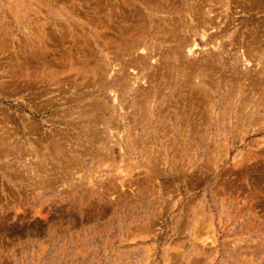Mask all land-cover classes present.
Returning a JSON list of instances; mask_svg holds the SVG:
<instances>
[{"label":"rangeland","instance_id":"obj_1","mask_svg":"<svg viewBox=\"0 0 264 264\" xmlns=\"http://www.w3.org/2000/svg\"><path fill=\"white\" fill-rule=\"evenodd\" d=\"M222 1L0 0V264H264V88L220 89L238 42L225 66L195 48L213 62L206 95L188 91V56L170 54L186 14L217 16ZM229 1L239 45L264 41V0ZM151 36L153 127L127 109L121 151L84 143L112 113L108 62L132 77V46Z\"/></svg>","mask_w":264,"mask_h":264},{"label":"bare ground","instance_id":"obj_2","mask_svg":"<svg viewBox=\"0 0 264 264\" xmlns=\"http://www.w3.org/2000/svg\"><path fill=\"white\" fill-rule=\"evenodd\" d=\"M230 2L231 1H229V0H223L221 2L220 6H221L222 10H221V12L217 13V16H216V13H215L214 16H211V15H213L212 9H207L206 11L203 10V11H201V13H197V11H196L197 14H195V12H193L191 10V13L189 12L190 14H188V15L186 14V16L189 18L188 19V23H189V21L191 23V24L187 23L188 24V27H187V29H188V31H187L188 32V40L182 41V39H183L182 38L180 40L181 42H178V39H176L177 40L176 42H178V44L176 42H174L176 44L175 49H172L174 47L173 45L170 46V49H172L171 52H170L171 56H174V57L177 56L180 59L181 58H185V57L188 56V62H190L189 63L190 65H188V68L191 67L190 71H188V80H187L188 91L193 90V91H196V92L198 91L200 94L201 93L204 94V95L207 94V90L205 89V87H207L205 77L208 76L207 70L209 69L208 68L209 67V64H208L209 61L206 62L207 64H205V65L203 63L199 64L198 63V59L200 58V56H199L200 53L198 54V52H201L202 50L201 51L197 50L198 51L197 52L195 50V48L197 49L198 46L202 45V47L205 48V50H203V51L206 52V53H209V58H212L213 62L216 63V62L222 61L220 59V57L225 52L224 51L225 47L228 46L226 44H230V45L233 46L237 42H238L237 43L238 44L237 45L238 46V50H237L236 56L234 55V57L231 60L228 59V58H225L229 62V67L227 69H229L230 72H231L230 79H225L223 81V83L220 85V87H221L220 89H223V91H226L227 89L230 90V91L232 90V92L235 93V96H239V95L243 94L245 89H246V87H244V83H245L246 80H247V83L250 82V81H255L254 83H258L259 85L262 84V86L264 88V82H258L259 80L264 81V51H263V48H264L263 43H264V41L263 40L254 39L253 42L250 43L251 44L249 46L250 49L246 50V53L244 51H240L241 47H243L241 45H243V44H244V47H246V48H244V47L243 48L244 49H248L249 47L245 46V45L247 43H249L251 40L246 42V43H244L245 42L244 41L243 44L239 45V42H241V41H239L240 38L238 40L237 37H234V32L235 31L234 32L230 31V27L228 26L229 25L228 22H229L231 17H229L228 11H227V9H229L231 7L230 6L231 5ZM211 12H212V14H211ZM219 16H220V18H219ZM218 19H220V20H218ZM223 19H224V21H223ZM233 20H231V21H233ZM193 21H194V23H192ZM234 21H236V19ZM233 23L234 22H231L232 25H233ZM238 23H241V22H238ZM182 27L185 28L184 26H182ZM234 27H235V25H233L231 28H234ZM210 29H211V32H210ZM208 30H209V32L207 33ZM258 34H259V32H258ZM256 35H257V33H256ZM259 37H261V36H259ZM235 38H236V40H235ZM184 39H186V38H184ZM159 43L152 36L149 39L147 37V40L144 37H141L140 40H137L136 44L134 43V45L132 46L133 55L135 56L136 54H134V53L139 50L137 52V55H136L135 64L141 69V71L134 72V74L132 73L133 75H130L132 77L126 76L125 78L122 79L121 78L122 76L120 77L119 68L115 69L116 65H112L113 64L112 62H108L110 64V68L107 71L109 77H108V79L105 82L107 87L105 89L103 88L104 89L103 90V94H104L105 97H109L112 102L109 105L108 104L106 105L105 104L106 102L103 100V98H102V100H103V103H104L106 109L108 110L107 112L112 110V113H111V116L107 120L106 119H101V123L103 124V126H102V128L99 127L101 129L100 130L98 129L99 131L95 132L93 137H91L90 135L92 133H94V132L91 131V133H90V132L87 131V136L84 139V143H90V145H93L94 143H96V145H98V147H99L98 148L99 150H101V149L102 150H110L111 152L114 150L115 146L117 145L118 149L121 151L122 144H123L121 142V139H122L123 135L120 136L121 132L119 133L118 127L121 125L120 123H122L123 127L125 128L126 113H124L122 111H125L127 109H132V115L137 113L140 116V119H138V117H137V120L139 121V124H141L142 121H145L143 124H146L148 122V127L147 126L145 127V129L147 128L146 130H148V129L150 130L153 127L152 126L151 117L153 115H155L154 114L155 108H157V106H160L159 105L160 98L158 97V95L161 94L160 92L162 91L161 90L162 88L160 89V87H159L160 91L159 90L157 91L154 86H151L152 82H149V84L147 83L145 85L144 83L148 82V81L144 80L146 75H145V73L143 71H145V69L147 68L146 66H149V63L151 64V62L149 60L153 59V56L156 55V50H158V44ZM179 43H180V45H179ZM160 45H161V43H160ZM206 45H210V47L209 46L205 47ZM168 48H169V46H168ZM257 48H258V50L255 51V49H257ZM139 52L142 53V54H139ZM211 53H212V55H211ZM197 54H198V56H196ZM202 56L205 57L203 54H202ZM104 57L107 58V56H104ZM205 59H207V57H205ZM222 59H224L223 56H222ZM153 60L156 62L155 58ZM223 61L221 62V64H222V66H225V64L228 63V62L223 63ZM132 62H134V61H132ZM211 62H212V60H210L209 63H211ZM238 63H239V65H238ZM236 64L238 65V67H237ZM251 66H253V68L255 66V68H254V76L253 77H252V75H248V73L251 72L250 71V67ZM124 68H125V66H124ZM123 69H122V74H123L124 71H126V70L123 71ZM175 70H176V68H175ZM175 72H176L175 75H176L177 79H178V77L184 76L183 72H182V69L179 70V71H175ZM124 74H126V72ZM250 76H251V78H250ZM248 77L250 78L249 81H248V79H249ZM140 81H142V83H143V84L141 83V85H143V86L145 85L147 87L148 85L151 84L150 85L151 87L142 88V91H140V94H142V97H140V99H136L137 95L135 94V91L138 90V88H137V86H134V85L135 84L137 85ZM97 83H99V82H97ZM166 85H167V83H166ZM215 85L218 88L219 87V82L216 81ZM245 86H247V85L245 84ZM156 91L159 92V94L157 93L158 95L156 94ZM214 93H215V91H213V95H214ZM138 96H140V95H138ZM244 96H247V95H244ZM262 97H264V96H262ZM241 98H243V95H242ZM258 99H259V97H258ZM257 101H255L256 105L258 104ZM261 101H262V99H261ZM96 103L98 104V102H96ZM164 105H165V103H164ZM214 105H216V102L214 103ZM256 107H258V106H256ZM259 107H260V104H259ZM231 111H233V110H231ZM105 114H103L102 116H105ZM70 115H72V113ZM78 115H80V114H78ZM77 117H79V116H77ZM147 117H148V119L149 118L150 119L147 120ZM129 119L131 120V117ZM89 123L90 122H88V124ZM139 124L137 123L136 125H139ZM95 125H96V123H95ZM95 125H93V126H95ZM78 127H83V125H80V124L76 125L74 130L77 129ZM112 129H114V132H112ZM146 132H148V131H146ZM73 134H75V133H73ZM74 139H75V137H74ZM108 139H109V143H111L110 146H108ZM26 143L29 145L28 142H26ZM17 145L20 146V144H16V146ZM134 145H135L134 143L132 145H128V142H126V145L124 144V146H125L124 154L125 153H129L128 152V148H127L128 146H129V148H132V147L135 148ZM16 146H14V147L18 148ZM91 149H93V148H91ZM83 151L85 152V147H84ZM28 154L37 156V152L36 151H31V153H28ZM121 157H123V156H121ZM105 158L106 157H104V159Z\"/></svg>","mask_w":264,"mask_h":264}]
</instances>
